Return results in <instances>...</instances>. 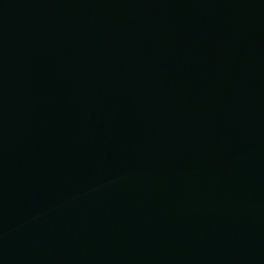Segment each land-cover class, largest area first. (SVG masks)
<instances>
[{"label":"water","instance_id":"1","mask_svg":"<svg viewBox=\"0 0 264 264\" xmlns=\"http://www.w3.org/2000/svg\"><path fill=\"white\" fill-rule=\"evenodd\" d=\"M0 264H264V0H0Z\"/></svg>","mask_w":264,"mask_h":264}]
</instances>
